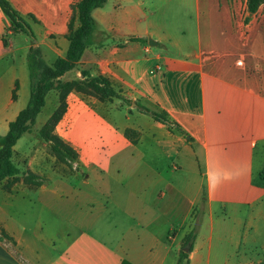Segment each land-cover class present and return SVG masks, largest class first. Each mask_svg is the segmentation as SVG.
<instances>
[{"label": "crops", "instance_id": "1", "mask_svg": "<svg viewBox=\"0 0 264 264\" xmlns=\"http://www.w3.org/2000/svg\"><path fill=\"white\" fill-rule=\"evenodd\" d=\"M8 1L32 29L12 33L0 8V117L11 123L31 98V49L50 67L65 58L81 0ZM93 17L82 60L59 80L102 75L119 97L67 92L55 132L77 170L57 173L40 153L32 174L48 181L3 191L0 264L263 261L264 188L253 180L264 171V3L251 13L248 0H108ZM49 100L40 128L59 106Z\"/></svg>", "mask_w": 264, "mask_h": 264}, {"label": "trees", "instance_id": "2", "mask_svg": "<svg viewBox=\"0 0 264 264\" xmlns=\"http://www.w3.org/2000/svg\"><path fill=\"white\" fill-rule=\"evenodd\" d=\"M107 1L108 0H81L73 7V15L69 22V31L66 35L69 41L67 55L65 58L56 59L52 67L45 64L40 58L41 55L38 49H31L29 55L31 80L33 77L34 82L35 77L32 75L34 65L39 66L42 70V74L40 79L35 81L32 85L31 98L28 106L9 124L8 132L4 136H0V181L10 179L11 185L18 182L17 179L20 175V170L13 162L14 147L26 133L30 132L32 126L35 125L37 117L46 106L48 93L53 90L56 85L55 82L60 81L59 79L62 76L75 69L82 60L83 54L88 46V40L96 27L93 11L103 8ZM263 3L264 0H248L249 11L255 13ZM0 8L10 20V31L12 33L16 34L22 31H32L28 20L18 12L8 0H0ZM28 19L34 20L32 16H29ZM82 73L85 77L83 81L68 82L63 84L62 89L67 92L71 89H77L81 92L91 93L102 101H112L114 98L119 97V94L108 78L102 75L91 76L87 71H83ZM65 101L66 98H63L60 108L55 111L46 125L42 128L41 135L43 139L51 142L54 153L64 155L65 157L67 156L72 163L77 159V153L69 145L65 144L62 139L52 134V129L59 123L65 112ZM139 108L142 112L152 116L157 121L169 124L178 133L185 134L179 126L171 123L165 114L153 112L143 106H139ZM126 134L133 143L138 141V134L135 131L127 130ZM30 179H34L32 174L29 175V180ZM253 183L256 186L264 188V171L254 178ZM186 258L187 254L182 252L178 264H183ZM122 264L129 263L123 262ZM254 264H264V260Z\"/></svg>", "mask_w": 264, "mask_h": 264}, {"label": "rangeland", "instance_id": "3", "mask_svg": "<svg viewBox=\"0 0 264 264\" xmlns=\"http://www.w3.org/2000/svg\"><path fill=\"white\" fill-rule=\"evenodd\" d=\"M108 8L110 9L111 5H109ZM168 23H169V25H172L170 23V21ZM41 74H42V70L39 68V66L34 65V69L32 70V75H34V77H35L34 82L40 79ZM34 82H33V77H32V85ZM66 83H68V82L56 81L55 82L56 85H55L54 89L48 93V95H50L49 101L51 104H55V102L59 101L58 108H60V106H61L62 99L66 98L67 91H64L62 89L63 84H66ZM48 95H47V97H48ZM12 117H13V114H9L6 117H0V124L7 126L8 123H10ZM45 125H43L40 128V123H38V125H36V122H35V125L32 126L30 132L26 133L23 136L24 138L22 139V141H20V143L18 144V147H16V149L14 148V150H13V152H14L13 153V162L15 163V165L20 170V175L18 176V179H17L18 182L17 183H20V184L23 183L25 185L28 181L34 182L33 180L37 177H35V175L32 174V171L34 170V168L35 169H37V168L30 163L31 157L35 156L37 154H40V153L43 156H47V158H48V156L54 157L53 161H51L52 159L49 160V166H50L51 170H55L57 173H65L68 171L77 170L74 167L72 168V163L74 162L73 160H72L73 162L71 163L70 158H68L67 156L65 157L64 155L54 153V151L52 149L51 142L43 139V137L41 135V130ZM55 128H56V126L52 129V134H54L58 138H60L56 134ZM0 136H4L3 130L0 131ZM26 173L32 174L34 176V179H30V180L27 179ZM9 180L10 179H4V180L0 181V195L3 193V191L11 192V190L17 184L15 182L16 184L11 185V180L10 181ZM35 180H37V181H35V183H37V185H40L41 183L48 181L46 176H42L40 180H39V178H37ZM9 187H11V188H9ZM45 217L47 218L46 215H45ZM1 236L3 237V240H4L5 233H3L0 229V239L2 238ZM241 252L244 256L248 257L249 259L255 258L261 254L260 251L252 252V250H250V251L246 250L244 248V246L242 247Z\"/></svg>", "mask_w": 264, "mask_h": 264}, {"label": "clouds", "instance_id": "4", "mask_svg": "<svg viewBox=\"0 0 264 264\" xmlns=\"http://www.w3.org/2000/svg\"><path fill=\"white\" fill-rule=\"evenodd\" d=\"M232 178H233L232 174H230V173H226L225 176H224V180L225 181H230Z\"/></svg>", "mask_w": 264, "mask_h": 264}, {"label": "water", "instance_id": "5", "mask_svg": "<svg viewBox=\"0 0 264 264\" xmlns=\"http://www.w3.org/2000/svg\"><path fill=\"white\" fill-rule=\"evenodd\" d=\"M151 43V42H150ZM153 45V44H152ZM185 252L189 253L190 252V245H186L185 249H184Z\"/></svg>", "mask_w": 264, "mask_h": 264}]
</instances>
